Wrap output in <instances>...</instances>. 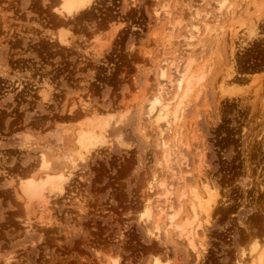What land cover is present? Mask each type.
<instances>
[{"label": "rangeland", "instance_id": "obj_1", "mask_svg": "<svg viewBox=\"0 0 264 264\" xmlns=\"http://www.w3.org/2000/svg\"><path fill=\"white\" fill-rule=\"evenodd\" d=\"M198 1L92 0L66 22L54 0H0V264H251L253 240L264 246V4L252 0L257 8L236 16L241 0ZM194 6L201 36L190 69L206 71L184 105L175 159L183 179H170V203L180 221L190 216L183 186L201 192L205 178L216 188L211 217L200 214V259L165 217L154 229L162 190L151 196V218L137 220L146 183L161 170L159 127L143 113L160 83V58H179L186 48ZM225 77H234V88L221 86ZM174 95L167 89L164 98L173 104ZM83 102L106 127L82 160L77 128L94 117L81 115ZM162 136L171 146L173 135ZM40 154L51 172L73 171L42 215L35 204L25 207L18 188L41 172Z\"/></svg>", "mask_w": 264, "mask_h": 264}, {"label": "bare ground", "instance_id": "obj_2", "mask_svg": "<svg viewBox=\"0 0 264 264\" xmlns=\"http://www.w3.org/2000/svg\"><path fill=\"white\" fill-rule=\"evenodd\" d=\"M199 1H202V0H199ZM199 1H198V4H199ZM91 2H92V0H54V5H55L54 10L58 14L63 16L65 18V19L64 18L63 19L66 21V20H68L67 17L73 18L74 15L78 14L82 9L89 6ZM216 2H218V0ZM260 2H261V4H264V0H260ZM254 3L255 2L252 0H241L239 2V4L236 5L237 11L232 12V15H233V13L236 16L237 15L243 16V14L246 15V13L249 11V8L251 7L252 4L254 5V8H257V7H255L256 3L255 4ZM253 5H252V7H253ZM191 6H193V5H191ZM215 6H217V5H215ZM229 6H227V8ZM220 7L221 6L219 5V9H220ZM164 8H167V7L164 5ZM259 8H260V6H259ZM259 8H258V10H259ZM217 9H216V11H217ZM164 10H166V9H164ZM186 10H187V8H186ZM158 11H159V8L155 9L154 13L158 14L159 13ZM188 12H189V10H188ZM165 13L169 15L168 11H165ZM191 13H192L193 22L189 25L190 29L186 30L185 36H183L184 37L183 39H185L184 40L185 42L183 43V45L186 48L185 49L181 48L182 49L181 51L179 49L180 52L178 51V53H181L180 54L181 57L178 58L177 53L174 54V55H177L175 57H177L178 59H177V63L174 66V69L171 68L172 69L171 74H167L166 66L173 65V62L175 61L176 58L175 57H174L175 59L174 58L171 59L169 57H165L162 59L160 58V61H159L160 64L158 65V69H157L158 70L157 74H158V78H159L158 80H160V83L155 88H153V89H155L156 92L151 94V96H149V100H148L146 107H145L146 109H145L144 113L142 112L143 114L146 115L145 117H147L148 120H151V121L153 120L152 123L159 127L160 137L158 140L159 141L158 145L160 147L159 154L161 155L160 162H159V166H160L159 169H161V170L158 174H152L146 183L145 189L147 190V193L144 197L145 199H143L144 203L141 206L142 208L140 210L139 215L137 216V218H138L137 220L142 221L143 219L149 220L151 218V216H152L151 196L155 195L157 193V190H159V189L162 190V193L159 196H161L164 199L165 203L163 204V206L158 208L157 217H155L156 221L154 223V225H155L154 229L156 231L159 230V224L157 221H160V219L162 217H165L164 219L166 220L165 221L166 226L171 231V234L173 236H176V238H179L181 240L183 238H185L184 240L188 241L187 245H189L190 249H192L194 251L193 252L191 250L193 253H195L194 256H197L195 258L200 259V256H198L199 253L197 255V249H196L197 243H195L196 242L195 237L197 234V229L201 226V223H202L200 214L205 215L206 218L211 217L210 212H213V211H211V209L213 207L215 208L214 205L217 206V201H218L216 188L212 184H210L209 181L206 180L205 178L201 179V181L198 182L201 184V186H199L202 188L201 192L194 189L193 186H192V188L191 187L188 188L187 186H183V188H181V191L178 194L180 197H184V198L187 197L188 198V199L186 198L188 200V202L187 201L186 202H187V206L189 208L188 210H190L189 211L190 216L183 215L182 218L180 217L181 218L180 221H177V217L180 213V210H175L173 208L172 204L170 203V201L172 199V193H173L172 192V184H171L170 179H172L174 177L178 178L181 175L180 165L176 164L175 159L177 158V153H178L177 148H176L177 139L179 138V134L181 133L180 122L184 118V105L187 102L188 98L191 96V94L194 93L195 87H197V92H199V87L201 86L200 82L203 80V78H205V71H206L203 69L204 71H202L199 74H196L192 71V69H190L192 66L191 65L192 49H193V47L198 45V43L200 41L199 37L201 36V35L199 36V34H198L199 30L197 28L199 22H201V19H200L201 11H198L197 7L194 6L191 10ZM259 13H258V15H259ZM63 19H62V21L60 20L61 23L63 22ZM205 25H206V23H205ZM241 26H243V25H241ZM169 28L172 29V26ZM168 32L165 33L162 31V33H165V34H168ZM236 34H237L236 28H235V30L233 28H231L230 29V36L234 37V36H236ZM166 40H164V41H166ZM60 41L63 44H65V42H66V40L64 38L60 39ZM168 42H169V40H168ZM168 44H170V42L167 43L166 45L168 46ZM198 47H200V45ZM195 48H194V50H195ZM168 56H170V55H168ZM159 57H161V55H159ZM166 63L168 65H166ZM231 63H233V62L231 61ZM170 66H168V67H170ZM228 76H230V75H228ZM225 79H226V81L225 80L221 81V86H224L227 84L230 85L232 83L234 84L235 83L234 81H236L234 79V77H232V79L229 78V80L227 77H225ZM221 86H219L221 91H224V90H222ZM230 86H232V85H230ZM151 87H153V86L151 85ZM171 88L172 89L174 88V90H175L174 98H176V100H177L173 104L170 100L168 101L164 98V93L167 91V89H171ZM256 90H257V88H256ZM197 92L195 91L196 94H197ZM41 93L44 94V92H41ZM195 93H194V95H196ZM221 93H223V92H221ZM227 93H229V92H227ZM44 96H45V94H44ZM42 97H43V95H42ZM80 106L83 110L81 112V115H83L85 117L88 114H89V116L91 115V117H93L92 114L94 115L93 119H89L90 117L87 116L88 120H84V121L80 120L81 121L79 123L80 126L77 128V136H76L75 141L78 144V147H77L78 149H76L75 154H76L77 158L83 160L84 156H86V155L90 156L91 151L100 145V143L102 141L101 138L103 136L102 133L104 132L106 124L103 120L104 118H102V117L100 118V116H98V113L95 109L88 108L86 103H84V102ZM77 116H75V117H77ZM79 118H80V115H79ZM148 120H146V121H148ZM188 121L190 122V120H188ZM147 123L148 122H146L145 124H147ZM165 132L171 133L173 135L174 140L173 141L171 140L173 142L172 143L173 146L171 144L172 147L169 145L170 143L165 141L163 136H162V134H164ZM156 155L158 156V154H156ZM71 164H72L73 168L76 166L74 160H72ZM39 168H40L41 172H39L38 175L35 173L37 176L28 175L29 171L28 172L25 171L28 176L20 179V181L18 182V188L20 189L19 193L21 192L22 195L24 196L25 200H26L25 207L29 206L30 204H33V205L35 204L37 209L40 208L39 211L40 210L42 211V208H44V211L46 210V212H47V210H49V207H48L49 201L48 200H49L50 195L62 192L64 184L67 182V180L69 181L71 172H73V171L67 170L66 173L58 172V171H57L58 173L51 172L48 160L46 159V157L43 154H40V156H39ZM201 169H204V168H201ZM52 171H54V170H52ZM200 171H202V170H200ZM200 171L198 174H200ZM180 178L183 179L182 175ZM181 179H179V180H181ZM185 185H187V184H185ZM184 187H186V188H184ZM65 192H67V191H65ZM188 196H190V197H188ZM157 197H158V195H157ZM22 209L25 210V208H22ZM41 211H40V213L42 215ZM49 215H50V213H49ZM46 218H48V217H46ZM24 219H26V218H24ZM39 219H40L39 223L44 222V220H43L44 218L42 219L41 217H39ZM203 219L205 220V218H202V221H203ZM49 220L50 219H48V222H49ZM207 221H208V219H207ZM209 221H210V218H209ZM50 223L52 224V222H49L47 224H49V226H50ZM47 224H45V225H47ZM204 224H206V223H204ZM207 224H209V223H207ZM153 236H155V235H153ZM197 242H198V239H197ZM252 243H254L253 244L254 246H252L250 244L252 246V248L250 247L251 253H250V256L248 257V258H250L249 262H251V264H264V246L262 247V244L260 243L261 244L260 248H259V246H258V248H256V246H257L256 244L258 243L257 240L256 241L253 240ZM199 245L202 246L203 244L200 243ZM201 246H199V247H201ZM204 247L205 246H203L201 248H204ZM203 251H205V250H203ZM242 253H241V256H243L245 252L243 254ZM243 257H245V256H243ZM10 259H11V257L6 258V261L9 262ZM241 259H243V258H241ZM117 261L115 258V260H113L111 264H117ZM196 262H198V261L196 260ZM196 262H194V264H196ZM166 263H167V260L159 261L158 259H154L152 262V264H166Z\"/></svg>", "mask_w": 264, "mask_h": 264}]
</instances>
